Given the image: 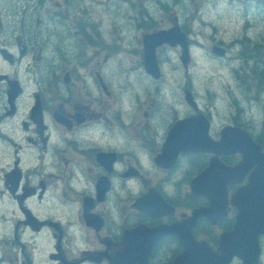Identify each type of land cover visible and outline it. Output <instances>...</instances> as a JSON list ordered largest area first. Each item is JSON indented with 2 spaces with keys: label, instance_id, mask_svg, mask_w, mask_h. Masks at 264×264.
Here are the masks:
<instances>
[{
  "label": "flooded vegetation",
  "instance_id": "flooded-vegetation-1",
  "mask_svg": "<svg viewBox=\"0 0 264 264\" xmlns=\"http://www.w3.org/2000/svg\"><path fill=\"white\" fill-rule=\"evenodd\" d=\"M251 2L232 37L194 39L175 16L189 65L163 43L151 73L144 38L160 28L145 0H0V264H245L240 245L264 264L244 153L224 144L243 127L264 150V33H250L264 0ZM196 49L233 62L234 85L194 76Z\"/></svg>",
  "mask_w": 264,
  "mask_h": 264
},
{
  "label": "rangeland",
  "instance_id": "rangeland-1",
  "mask_svg": "<svg viewBox=\"0 0 264 264\" xmlns=\"http://www.w3.org/2000/svg\"><path fill=\"white\" fill-rule=\"evenodd\" d=\"M102 1L104 3V7H110L113 12L119 9L122 12H128L129 5L124 3V0ZM246 1L249 2L250 6L252 5L253 7V4H251V1L253 0H241L239 6H237V4L240 2L239 0H180L179 4H177L175 0H167L164 1V3L167 4V6H165L166 9L163 8L157 0H149L147 2L145 0V6H147L149 12L151 11V13L154 15L157 27L162 28L168 26L169 22L174 20L175 16H177L181 24L184 23L189 25V29H191L193 32L191 33V36L194 39L208 41L206 40V37H211L214 35L218 36V33L224 37H232L240 30L242 23H244L246 19H243L241 15L239 16L237 10L244 7L243 2ZM254 7L255 10H253L251 16H253V14L255 15L254 20L257 23L253 22L255 24V28L251 29L250 33L252 35H260L261 31L264 33V24L262 18L259 16L258 11H256V6ZM231 9H235L234 12L231 11ZM133 14L135 13L130 12L129 16L131 17ZM125 21H123V23H125ZM130 24L131 23L128 25ZM214 25L216 26V29H214ZM127 34L129 35V40L132 39L129 49L133 50L140 48V43H137L134 37V35L138 37L142 34L138 27H131L126 35ZM202 51L203 50L201 49H196L195 51V58L193 59L191 69L195 73L194 76L199 77L202 81H205V78L214 77L212 82L214 83L213 86L215 87L219 86L220 83H224V85L231 83L234 85L232 73L234 63L209 60L206 56L204 57L202 55ZM160 52L163 61H166V58L168 59V57L174 59L177 57V52L171 50H169L167 53L162 51ZM127 55L129 57L133 54L127 53ZM174 65L176 64L165 63V68L167 71H170L171 66ZM237 94L240 95V91H237ZM256 95L257 93L254 89H252L251 96L256 97ZM240 97L243 100L246 99V96L240 95ZM247 102H249V99ZM263 103L259 102V105H256L254 109L255 118L253 124L256 133H260L262 131L263 111L259 106H261Z\"/></svg>",
  "mask_w": 264,
  "mask_h": 264
},
{
  "label": "water",
  "instance_id": "water-1",
  "mask_svg": "<svg viewBox=\"0 0 264 264\" xmlns=\"http://www.w3.org/2000/svg\"><path fill=\"white\" fill-rule=\"evenodd\" d=\"M145 40L147 52L146 67L151 73L159 72L156 48L164 42H169L172 45H176L177 43L183 45V59L185 62L189 60L187 38L179 26L147 36ZM237 135L238 138L233 139L234 143L233 141L228 142V140L225 143L231 147L234 144L237 151L245 154L241 169L252 172L250 184L246 188L247 193H249V196H246V206L249 210L248 215L250 219L247 223L255 229L254 235L257 236L258 233L264 232V152L262 145L256 143L247 131L240 129ZM249 202L250 204L248 205ZM237 254L244 258L245 264L252 263V259L249 253L246 254L244 246H239ZM215 258L220 260V255L215 256Z\"/></svg>",
  "mask_w": 264,
  "mask_h": 264
},
{
  "label": "trees",
  "instance_id": "trees-1",
  "mask_svg": "<svg viewBox=\"0 0 264 264\" xmlns=\"http://www.w3.org/2000/svg\"><path fill=\"white\" fill-rule=\"evenodd\" d=\"M261 66L264 68V64H261ZM256 71H258V69ZM262 76H264V69L262 70Z\"/></svg>",
  "mask_w": 264,
  "mask_h": 264
}]
</instances>
